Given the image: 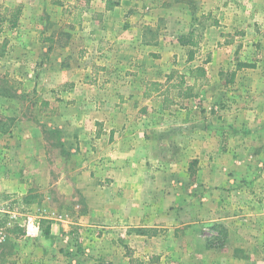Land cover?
<instances>
[{"label": "crops", "instance_id": "obj_1", "mask_svg": "<svg viewBox=\"0 0 264 264\" xmlns=\"http://www.w3.org/2000/svg\"><path fill=\"white\" fill-rule=\"evenodd\" d=\"M1 2L19 5L24 11L17 31L20 39L15 41V51L10 52L12 71L28 83L31 81L39 92L57 93L59 98L47 97L41 105L51 106L53 101L64 99L50 116V122L57 123L62 140L74 142L75 147L70 150L82 158L81 168L89 175L82 185L83 194L93 203L92 198L101 193L99 185L114 190L112 213L108 208L95 210L88 204L85 220L95 223L110 218L114 222L111 224L126 222L120 231L124 234L130 223L140 225L145 204L159 203L151 200L152 190L160 186L153 177L154 166L161 155H169V150L182 151L171 141L186 134H179L180 127L197 122L194 115L197 109L208 106L210 94L231 97L227 135L234 132L240 140L252 137V161L258 151L264 152V0H214V19L203 25L200 34L204 44L216 45L217 49L212 56L208 53L205 60L199 56L201 35H196L193 28L177 29L180 16L157 4L146 5L145 0ZM45 2L60 8L56 17L37 15ZM211 2L206 0V4ZM31 8L36 10L32 15ZM53 21L62 31L48 30ZM41 22L43 29L35 35L36 25L42 27ZM191 31L197 39L196 49L178 42L179 35ZM190 49H195L191 60ZM252 57L254 63H249ZM230 58L233 69L224 73L222 65ZM238 63L251 66L238 67ZM198 65L204 67L205 75L195 79L188 70ZM169 73L184 74V88L191 85L193 96L181 98L177 96L178 89H167L172 82L166 81ZM223 74L221 86L213 90L210 80H219ZM150 82L160 83L156 91L149 89ZM225 119L223 115L217 121L220 129ZM201 133L203 156H207L205 141L209 134ZM215 134H220L219 130ZM188 139H194L193 134ZM191 141L185 140L184 151L192 146ZM224 155L222 152L218 156ZM171 160L168 158L166 163H174ZM40 234L44 244L60 241L63 235L66 238L56 223H51L47 232L43 228ZM135 237L140 239L143 235ZM212 251L206 245L200 252L205 255ZM263 261L260 258L257 264H264ZM79 262L70 257L64 264Z\"/></svg>", "mask_w": 264, "mask_h": 264}, {"label": "rangeland", "instance_id": "obj_2", "mask_svg": "<svg viewBox=\"0 0 264 264\" xmlns=\"http://www.w3.org/2000/svg\"><path fill=\"white\" fill-rule=\"evenodd\" d=\"M1 1L0 13L5 20L0 24V208L18 214L17 222L9 229L22 228L24 218L31 216L39 223L40 232L43 228L47 232L50 224L56 223L66 238L63 235L60 241L44 244L40 233L25 238L23 233L15 235L6 229V239L0 245V264H53L56 260L64 264L70 257L80 260L79 264H257L260 258L263 260L264 157L259 155L264 152L258 151L252 161V137L240 140L234 132L227 135L229 96L208 95V106L197 109L194 115L197 122L178 129L179 134H186L173 136L171 142L182 151L169 150V155H161L154 166L153 177L160 186L152 190L151 200L159 203L145 204L140 225L130 223L124 234L120 231L126 222L111 224L114 222L110 218L95 223L85 220L88 204L95 210L108 208L112 213L114 190L99 185L101 193L92 198L93 203L83 194L82 185L89 175L81 168L82 158L71 152L74 142L62 140L57 123L50 122L64 99L53 101L51 106L41 105L47 97L59 98L57 93L39 92L31 81L28 83L12 71L10 52L15 51V41L20 39L17 31L24 11L19 5L7 6ZM211 1L212 4H206V0H145V4L175 12L181 17L177 29L193 28L196 35H201L203 25L214 19L215 2ZM15 9L20 10L12 26L9 10ZM34 12V8L29 10L31 15ZM59 12L53 3L45 2L37 15L56 17ZM40 25L33 29L35 35L43 29L42 22ZM58 29L62 31L56 21L49 23L48 30L55 33ZM199 43L200 59L205 60L208 53L212 56L217 49L216 45L204 44L202 35ZM233 65L230 58L222 65L226 69L223 72L228 73ZM224 77L210 80L213 90L221 86ZM223 115L225 125L220 129L217 121ZM217 130L220 134L216 135ZM201 131L209 134L205 141L207 156H203ZM190 133L194 139H188ZM186 139L192 140V146L184 151ZM222 152L225 155L218 156ZM168 158L174 163L168 165ZM6 220L7 215L1 212L2 226ZM136 228L146 229V235L135 237L141 235ZM206 245L213 250L211 254L200 252Z\"/></svg>", "mask_w": 264, "mask_h": 264}, {"label": "trees", "instance_id": "obj_3", "mask_svg": "<svg viewBox=\"0 0 264 264\" xmlns=\"http://www.w3.org/2000/svg\"><path fill=\"white\" fill-rule=\"evenodd\" d=\"M19 10L20 9L9 10L11 12V17L9 19V22L11 23L12 26L16 24V20H17L18 14H19ZM4 20H5V15H2L0 13V24ZM178 42L182 45H189L195 49L198 47L196 36L194 35V33L192 31L186 35H179ZM4 45L5 44L1 45V49L4 47ZM195 49H190V51L188 52V55H189L188 59H190V60L192 59ZM237 66L238 67H241V66L250 67L251 64L238 63ZM204 75H205V69L201 65L195 66L194 68L189 70V76L194 77L195 79L200 78ZM169 80H172V82H170V85L168 86L167 89H170V88L178 89L177 96H179L181 98H187V97L193 96L191 85H187L184 88V84H185V75L184 74H182V73H169L166 76V81L169 82ZM159 85H160V83L150 82L149 83V89L156 91ZM165 93L168 94V91H166ZM147 94H148V92H146V95ZM165 101H169V99L166 98ZM190 174H191V170H190ZM29 197H31V196H28V198ZM9 232L15 233V235H17V234L22 235L23 229L15 226V227L9 229ZM135 232L137 234L146 235L147 230L142 229V228H136Z\"/></svg>", "mask_w": 264, "mask_h": 264}, {"label": "built area", "instance_id": "obj_4", "mask_svg": "<svg viewBox=\"0 0 264 264\" xmlns=\"http://www.w3.org/2000/svg\"><path fill=\"white\" fill-rule=\"evenodd\" d=\"M1 212L7 215V220L3 226L1 225V222H0V245L6 239V236H7L6 229H9V226L17 222V216H18L16 212L6 210L4 208L2 210L0 208V215H1ZM22 228H23V237L25 238L37 237L40 233L39 223L35 220L34 217H31V216H26L24 218Z\"/></svg>", "mask_w": 264, "mask_h": 264}]
</instances>
